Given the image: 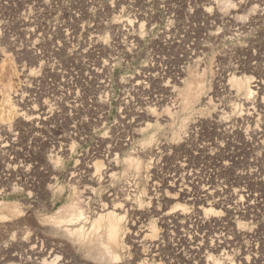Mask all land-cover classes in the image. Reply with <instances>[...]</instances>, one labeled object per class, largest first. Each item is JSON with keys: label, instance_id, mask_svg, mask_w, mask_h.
Returning <instances> with one entry per match:
<instances>
[{"label": "rangeland", "instance_id": "rangeland-1", "mask_svg": "<svg viewBox=\"0 0 264 264\" xmlns=\"http://www.w3.org/2000/svg\"><path fill=\"white\" fill-rule=\"evenodd\" d=\"M0 264H264V0H0Z\"/></svg>", "mask_w": 264, "mask_h": 264}, {"label": "bare ground", "instance_id": "bare-ground-1", "mask_svg": "<svg viewBox=\"0 0 264 264\" xmlns=\"http://www.w3.org/2000/svg\"><path fill=\"white\" fill-rule=\"evenodd\" d=\"M224 1V3L225 4H227V5H229V3H230V1L231 0H223ZM241 4V3H240ZM248 82V79H244V81H243V84H246ZM254 87H256V86H254ZM9 101V100H8ZM9 104V103H8ZM12 105V104H11ZM88 183L89 184H96L97 183V178H89V180H88ZM91 192V191H90ZM111 213H109V215H110ZM83 216H84V214H78L77 215V218H76V220H77V223L79 224L80 222H82V220H84V218H83ZM111 220H115V218H114V216H112L111 217ZM90 229V228H89ZM83 230H85V229H81V231L79 232V234H78V236H79V240L80 241H82L83 243H88V242H90L91 240H92V238H90L91 237V235L87 232H85V231H83ZM68 232L70 233V231L68 230ZM71 234V233H70ZM69 234V235H70ZM102 245V244H101ZM42 252L43 251H37L36 252V254H40V255H42ZM53 255H54V252H50L49 253V257H53ZM99 255H101V256H103V257H105V256H108L109 257V259H112V260H115V259H117L118 258V255H117V252L116 251H114L112 248H110L108 245H104V247L101 249V253L99 254Z\"/></svg>", "mask_w": 264, "mask_h": 264}]
</instances>
